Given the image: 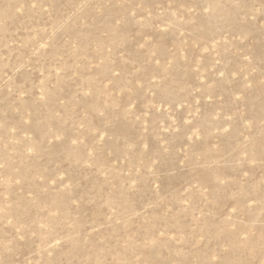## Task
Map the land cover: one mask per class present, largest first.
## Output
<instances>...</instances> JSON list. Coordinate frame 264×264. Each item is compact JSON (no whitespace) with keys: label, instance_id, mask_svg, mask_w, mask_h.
Returning a JSON list of instances; mask_svg holds the SVG:
<instances>
[{"label":"rangeland","instance_id":"374dc122","mask_svg":"<svg viewBox=\"0 0 264 264\" xmlns=\"http://www.w3.org/2000/svg\"><path fill=\"white\" fill-rule=\"evenodd\" d=\"M0 264H264V0H0Z\"/></svg>","mask_w":264,"mask_h":264}]
</instances>
